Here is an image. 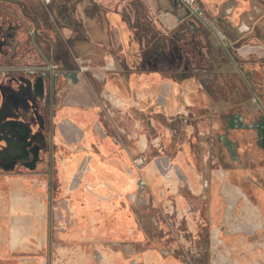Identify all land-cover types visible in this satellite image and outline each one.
Returning <instances> with one entry per match:
<instances>
[{
    "label": "rangeland",
    "instance_id": "rangeland-1",
    "mask_svg": "<svg viewBox=\"0 0 264 264\" xmlns=\"http://www.w3.org/2000/svg\"><path fill=\"white\" fill-rule=\"evenodd\" d=\"M182 1L180 7L175 5V0H158V3L162 10L174 8L180 13L182 21L186 19L185 23H190L193 18L187 13L185 1ZM202 1L205 3V8L201 7L202 16L212 28L206 34L215 62L208 67V73L215 75L225 88L239 86L237 93L234 91L231 94L237 96V103L232 104L225 94L229 104L223 105L218 99L222 95L217 96L213 92L216 100L212 108L214 113L204 115L203 108L207 106V100L201 94L208 90L206 83L209 88L212 85L208 80L202 83L199 78L200 68L192 69V78L181 86L173 84L172 75L163 73V87L159 81L155 83L151 79L148 84H141L142 78L151 77L150 72L133 71L132 84H141L137 90L143 88L145 94L147 92L149 95L148 99H144L146 105L159 106L158 97L164 91L163 101H160L165 105L163 112L157 115L156 111H145L143 115L141 111L133 112L128 120V114L124 115V111H121L113 120L115 127L109 126L108 121H99L96 114L82 123H71L68 139L62 138L55 130H49V125L46 126L47 141L52 136L54 145L51 151L48 144L45 154L53 155L52 168L59 178L55 179L52 198L53 250L59 257L62 253L68 254L67 258L54 259V264L57 261L60 264H112V261L116 264H264V233L260 234L264 231V212H261L258 201V191H264V148L258 143L259 131L255 128L229 127L225 133L220 126L207 133L197 132L196 136L195 133L190 136L185 133L187 123H193L196 127L206 119L214 122L219 120V123L222 116L216 111L221 110V107L228 116L239 112L248 123H257L261 119V109L240 83L233 63L226 60L219 48L222 44L229 46L242 64L251 67L264 65V0ZM77 6L76 17L84 34L70 26L69 31L72 33L69 41L62 31L65 22L61 20L62 23L55 24L51 17L38 14V30L43 39L38 36L36 41L41 49L28 51L25 57H29V62L23 61L25 57L20 52L15 56L11 53L4 56L0 51V75L32 77L28 70L48 68L46 59L57 64L59 70L69 72L72 68L79 69L76 58L82 65H108L110 68L114 67L115 60L117 71L113 76L122 75L124 70L117 60L118 51H113L109 46L106 12L91 0H80ZM197 6L194 5L193 8ZM17 8V4L12 1L0 2L2 14L16 15L19 13ZM36 10L43 12L40 6ZM141 13L146 19L150 13L149 6H144ZM115 14L107 12L108 21L111 28L119 30L123 39V53L132 60L134 55L130 51L132 46L128 38L130 30L124 25L121 15ZM25 23L26 28H32L27 20ZM183 24L174 22L171 26L176 25L178 31ZM178 32L175 36L182 39L183 45L188 34L185 35L183 30ZM23 34H26L24 42L32 48V34ZM2 38L0 35V40ZM49 43L52 47L48 49ZM245 76L249 78L248 73ZM109 77L110 72H107V79ZM250 80L248 84L254 96L260 92L254 87L251 78ZM167 85L175 86V93L172 88L166 89ZM61 97L62 92L58 96L60 108L64 105ZM172 105L179 106V112H173ZM224 119L223 123L226 125L227 120ZM163 131L168 132L167 138L162 134ZM174 131L179 132L176 139H172ZM223 134H226L229 142L219 140ZM103 137L111 139L114 149L126 151L129 155V166L121 174L124 177L104 174L111 170L108 168L109 157L101 148ZM142 137L147 139L144 144ZM187 151L194 155V162L190 163L193 171L201 176L199 192H195L190 185V191L184 190V184L173 190L174 182L164 184V187H168L166 193L162 188L155 194L148 183L144 187L143 182L146 180L142 173L143 159H147L149 163L156 162L158 174L164 175V179L168 181L174 173L172 169L166 171L165 166L169 165L166 161L176 165L179 155ZM118 160V165L125 166L128 156L123 153ZM63 164L78 183L75 189L67 192H64V180L60 179L64 176ZM75 169L85 170L83 178H77ZM131 172L138 174L133 178L134 189L127 190L125 176L129 179ZM225 172L236 178L241 174L240 178L243 179H238L235 183L230 179L232 182L228 187L222 188L226 211L223 221L214 223L212 209L221 204V198L216 192L215 196L213 194V177ZM101 173L106 180L99 178ZM149 179L155 190L160 187L161 180L155 177V173L150 174ZM183 179V176L178 175V182ZM190 179L193 185L194 179ZM68 184L72 187L76 183L69 179ZM110 187L116 189V192L110 191ZM232 192L235 194L233 197ZM110 193L114 194L111 196ZM178 195H183L185 201H178ZM236 195L242 201L236 202ZM107 196H111L110 201L106 200ZM126 196L129 201H126ZM227 196L230 199L227 200ZM262 198L264 199V194ZM251 212L256 222L251 219Z\"/></svg>",
    "mask_w": 264,
    "mask_h": 264
},
{
    "label": "flooded vegetation",
    "instance_id": "flooded-vegetation-1",
    "mask_svg": "<svg viewBox=\"0 0 264 264\" xmlns=\"http://www.w3.org/2000/svg\"><path fill=\"white\" fill-rule=\"evenodd\" d=\"M1 1H12L16 3L18 7L17 9L19 11L18 14L12 15L10 13L2 14L0 10V35L3 36V38L0 40V51L4 56H7L8 53H11V55L15 56L20 52V55L25 57V55L27 56L28 51H30L31 49L32 51L35 48H37L38 50L41 49L39 48L40 44H38L36 41V37L38 36L43 39V35L38 30V27L40 26L38 14H41L47 18L51 17L55 24H58V22L62 23V21L65 22V25L62 26V31L65 34L64 37L69 41L71 40L72 33L71 31H69L70 26L77 32H83L82 25L76 17L78 8L77 4L80 0H0V2ZM91 1L100 8H103L106 14L107 12L112 11L113 13L121 15L123 21L126 23L127 27L130 30V35L128 36V38L129 44L132 46V49L130 51L134 55V58L132 60H129L128 57L123 53V44L121 42L123 39L120 35L119 30L116 28H111L110 24H108V27L106 29L110 48H112L113 51H118V53L116 54L118 57L117 60L124 70L122 75L119 74L113 76L115 74L114 72L117 71L115 67V60L114 67L110 68V66L108 65L103 67L82 65L79 62L80 60L77 58L75 59V61L79 64V69L73 70L72 68L69 72L59 70V66L57 64L49 62V60L46 59L47 66H49L47 69L49 70L45 76L37 74L32 76L34 80L32 88H28L23 83H21L20 87L19 81L23 76H15L12 74L0 75V80L4 81L3 83L0 82V97L7 96V99H10V102L13 103L12 106L15 109L25 108V111L29 110V108L32 109V119L29 122L32 124V127H36L39 135L41 136V140L39 141L32 140V161L27 163L25 162L8 164L5 166L3 165V167L0 166V171L12 169V171H14L15 173L24 175L30 174L32 175V177L37 178L40 177V179L45 183L51 204V232L49 237L51 241H53L52 198L55 189V179L57 180L59 178L58 176H55V171L52 168V164L54 162L53 155L50 154L49 156H47L45 154L48 144L49 146H51V151L54 145L52 136L49 138V141H47L46 126L49 125V130H51L52 132H54L55 130L60 134L62 138L68 139V129L72 125L71 123H82L76 122V120L69 115L73 110L76 111V109L79 108V106L75 105V103H78V100H80L76 99L79 98V94V96H89L88 99H85L87 103V107L85 108L87 110L93 111V115H91L92 117L97 114L99 116V121L101 119L104 120V122L108 121L109 126L115 127V125L113 124V120L116 119L117 113L120 114L121 111H124V115L128 114L126 119L130 120L131 113L133 112L141 111V114L143 115V112L145 111H156L155 113L157 115L158 113L163 112L165 109V105L163 104V102H160L163 101V90L160 93V97H158L159 106L156 107L150 105L148 106L146 105V102H144L145 97H147L146 99H148V94H145L146 96L144 95L141 99L137 97V94H139V92L137 91V87H140L141 84L137 86L133 85L134 90L130 88V79L132 78L131 73L133 71L150 72L151 77L147 76L145 78H142V83L148 84L151 79L155 83L159 81V84L161 85V87H163V73L172 75L173 84L181 86L184 85L188 80H190V78H192V69L200 68L201 70L199 72V78L200 80H202V83H206L208 80V83L212 85V87L210 86L209 88V85H207V83H204L205 86L208 87L209 91L205 90V92L201 94L202 97L207 100V106L203 108L204 115L214 113H212L213 104L216 101L213 97L214 93L217 94V96L222 95L218 99L223 105L229 104V99L225 97V94L229 96L232 104L237 103V96H231V94L234 91L237 93L239 86L225 88L224 85L218 81V78L215 75H211L210 73H208V67L215 62L212 53H210L212 49L207 43L208 36L206 34V31H208L209 29L212 30V28L208 25V23L202 16L201 7L205 8V3L202 0H192L193 5H198L197 11H195L190 6H186L187 13L190 15V17L193 18L190 20V23H185L186 19L182 21L180 13L174 8H172L171 10H162L159 6L158 0ZM174 3L175 5L180 7L183 4V1L175 0ZM38 6L41 7V10H43L42 13L36 10V7ZM144 6H149L150 9V13L146 19H144L141 13ZM59 17L61 19H59ZM26 20L32 24V28H26ZM174 22H176L178 25L184 23L183 26L180 27V30L178 29V31L180 32L183 30L185 35L188 34V37L185 36L187 40H183V45L181 44L182 39L178 36H175L178 35L177 33H179L178 31H176V25L171 26V24H173ZM202 23H204V25ZM160 24H163L164 26H161ZM185 24H187V26ZM167 31L169 32L167 33ZM24 32L32 34V48H30L29 44L24 42V38L26 35L23 34ZM82 34H84V32ZM174 36L177 38H175ZM50 47H52L51 43H49L48 49ZM219 50L221 53H223L222 55L226 58V60L229 59L235 66L240 83L245 86L249 96L251 95L254 98L255 103L261 109L262 117L257 123H248L244 120L239 112H235L234 114L228 116L225 115L226 112L224 111L226 110L221 107V110H217L216 112L227 120L226 125H224V118L222 119V117H220L219 123V120H217V122H214V120L209 121L206 119L203 123L200 124V126L197 127L196 125H192L193 123H187L185 127V133L186 135L188 134V136L195 133L196 136V134L198 135L197 132L207 133L211 131L212 128L216 129L220 126L223 127L225 133L230 128H255L260 133V139L258 140V143L262 148H264V65L251 67L249 65L242 64L238 59L235 58V55L231 51V48L226 44H222ZM197 52L199 53L198 56L196 55ZM28 59L29 57H25L23 61L29 62ZM33 59L34 54L32 53V60ZM3 63H5V61ZM72 72L78 75L76 81H74L72 78H68L69 73ZM107 72H110V77L108 79ZM247 73L249 78L245 76L247 75ZM41 78H43V80H40ZM250 78L252 79V83L256 90H259L260 92L258 94H255L254 96L252 95L248 84L249 81L251 82ZM165 88H172L171 90L173 92L175 91V86L167 85ZM61 92L62 104H64L62 108L58 106V96H60ZM239 103L240 101H238V104ZM172 108L173 112H179V106L172 105ZM15 115H8V117ZM48 115L49 118H47ZM162 134L165 138H167L168 132L163 131ZM178 134V131H174L172 133V139H176L178 137ZM81 135L82 132L80 133V137ZM219 140L223 143L229 142V138L226 136V134L221 135ZM141 141L143 142V144L146 143V137H142ZM101 148L102 152L104 154H107L109 157L110 165L108 166V168L109 170H111L104 174L111 173L112 175L124 177V175L121 174L124 171L125 167L129 166V155L127 154V152L123 150L121 151L117 148L114 149L115 147L113 146L109 137H103ZM123 153H126V155L128 156V162L125 166L117 164L119 161L118 157ZM115 155H117L118 157H116ZM113 156L116 157L113 158L114 161L112 160ZM78 159L80 160L81 158ZM166 162L169 163L168 166H165L166 171L172 169L174 173V176L171 178V180L168 181L164 179V175L158 174V167L156 165V162L149 163L147 159L142 160L141 164L144 165L142 173L146 180L145 182H143L144 187L146 186V183H148L155 194H158L162 188L164 193H166L168 187H164V184L168 185L169 182H174L175 187L173 190L179 188V186L182 187L181 184L185 185L183 186V189L187 191H190V188L188 187L189 185L195 192H199L201 190V176L198 172L193 171V168L190 164L194 162V155L191 151H187L179 155L178 163L176 165H173L170 161ZM176 170H178V173L176 172ZM75 172V174H77L78 176L77 178H83L82 174L85 172V170L75 169ZM152 173H155V177L161 180L160 187L156 190L153 188L149 179V176ZM104 174L101 173L99 178L102 177L105 179L106 177L104 176ZM137 174V172H131L129 179L128 176H125L128 182L126 186L127 190L134 189L133 178L136 177ZM178 175L183 176L184 179L178 182ZM240 176L242 175L238 174L236 178V176L230 175L228 172H225L224 174H217L213 177V194L215 196L216 192L221 198V204H215L216 206L214 207V209H212V219L214 223L223 221V217L226 211V206L221 194L222 188L228 187L227 185L232 182L230 179H232L234 183L238 179H243L240 178ZM190 178L194 179V186L192 185ZM60 179L64 180V192H67L69 189H75V187L77 186L76 180L73 179L72 172L69 170L68 176L65 177L64 174V176L62 175ZM69 179L72 180V182L74 181L76 184L71 187L68 184ZM109 190L116 192V189H114L113 187H110ZM113 194L110 193L111 196ZM262 194H264V191H258L260 210L261 212H264V199L262 198ZM233 195L235 194H233L232 192L231 196L233 197ZM111 196H107L106 200L110 201ZM125 199L126 201H129V198L127 196ZM177 199L180 202L185 201L183 195H178ZM228 199H230L229 196H227V200ZM239 201H242V198L239 195H236V202ZM250 217L253 221L256 222L255 216L252 212ZM262 233H264V231L260 234Z\"/></svg>",
    "mask_w": 264,
    "mask_h": 264
},
{
    "label": "crops",
    "instance_id": "crops-1",
    "mask_svg": "<svg viewBox=\"0 0 264 264\" xmlns=\"http://www.w3.org/2000/svg\"><path fill=\"white\" fill-rule=\"evenodd\" d=\"M105 17L110 24L107 14ZM123 23L127 26L124 21ZM132 80L131 78L130 88L134 90ZM0 82L4 81L0 80ZM19 83L20 87L23 83L28 88H32L34 80L31 76H23ZM138 92L137 97L141 99L145 91L140 88ZM79 95L76 99L80 100L75 103L79 108L69 115L76 122H84L93 115V111L85 108L87 107L85 99L89 96ZM12 104L7 96L0 97V166L2 167L32 161V140H41L36 127H32L29 122L32 119V109L29 108L27 111L25 108L15 109ZM13 114L16 115L8 117ZM65 167L63 164L62 172L67 177L68 171ZM50 216L49 195L40 177L15 173L12 169L0 171V264H54V259L67 258L68 254L62 253L59 257L53 250V241L49 238ZM56 264L60 263L57 261ZM112 264H116L115 261H112Z\"/></svg>",
    "mask_w": 264,
    "mask_h": 264
},
{
    "label": "built area",
    "instance_id": "built-area-1",
    "mask_svg": "<svg viewBox=\"0 0 264 264\" xmlns=\"http://www.w3.org/2000/svg\"><path fill=\"white\" fill-rule=\"evenodd\" d=\"M185 1V3H186V5L187 6H190V7H192L193 8V1L192 0H184ZM195 11H197L198 10V8H193ZM48 70L49 69H41V70H37V69H35V68H32V69H29L28 70V72L30 73V74H32V75H42V76H45L46 74H47V72H48Z\"/></svg>",
    "mask_w": 264,
    "mask_h": 264
},
{
    "label": "water",
    "instance_id": "water-1",
    "mask_svg": "<svg viewBox=\"0 0 264 264\" xmlns=\"http://www.w3.org/2000/svg\"><path fill=\"white\" fill-rule=\"evenodd\" d=\"M78 75L76 73H69L68 78H72L74 81H76ZM40 80H43V78H41Z\"/></svg>",
    "mask_w": 264,
    "mask_h": 264
}]
</instances>
